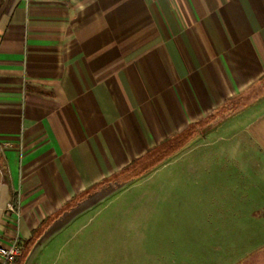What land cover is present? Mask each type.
Returning a JSON list of instances; mask_svg holds the SVG:
<instances>
[{
    "label": "crops",
    "instance_id": "obj_1",
    "mask_svg": "<svg viewBox=\"0 0 264 264\" xmlns=\"http://www.w3.org/2000/svg\"><path fill=\"white\" fill-rule=\"evenodd\" d=\"M242 100L209 194L261 227L264 0H0V246Z\"/></svg>",
    "mask_w": 264,
    "mask_h": 264
},
{
    "label": "rangeland",
    "instance_id": "obj_2",
    "mask_svg": "<svg viewBox=\"0 0 264 264\" xmlns=\"http://www.w3.org/2000/svg\"><path fill=\"white\" fill-rule=\"evenodd\" d=\"M246 107L229 106L138 161L132 182L106 189L31 264H248L264 254V226L251 223L258 218H242L240 203L233 217L218 218L225 203L209 194L212 162L224 161L226 134L242 127ZM40 233L24 244L20 264Z\"/></svg>",
    "mask_w": 264,
    "mask_h": 264
},
{
    "label": "water",
    "instance_id": "obj_3",
    "mask_svg": "<svg viewBox=\"0 0 264 264\" xmlns=\"http://www.w3.org/2000/svg\"><path fill=\"white\" fill-rule=\"evenodd\" d=\"M133 179L124 181L122 179H116L104 183L99 186L96 190L92 191L80 201L76 202L69 209L58 218L54 219L52 223L44 230L41 236L36 240L34 245L31 247V250L24 262V264H31L34 257L48 244L55 236L67 228V226L73 222L78 216L84 212L92 209L94 206L99 204L98 197L111 186H118V188H123L132 182ZM104 200V199H103ZM90 204V205H89ZM89 205V206H88Z\"/></svg>",
    "mask_w": 264,
    "mask_h": 264
},
{
    "label": "built area",
    "instance_id": "obj_4",
    "mask_svg": "<svg viewBox=\"0 0 264 264\" xmlns=\"http://www.w3.org/2000/svg\"><path fill=\"white\" fill-rule=\"evenodd\" d=\"M9 212H16L18 218L21 217L20 212L17 210L15 202H11L8 205ZM24 252V245L20 241L19 237L14 239L9 246H0V264H18L19 259Z\"/></svg>",
    "mask_w": 264,
    "mask_h": 264
},
{
    "label": "trees",
    "instance_id": "obj_5",
    "mask_svg": "<svg viewBox=\"0 0 264 264\" xmlns=\"http://www.w3.org/2000/svg\"><path fill=\"white\" fill-rule=\"evenodd\" d=\"M171 141V140H170ZM134 173L132 172V171H126L125 173H123V174H121V175H119L118 177H116L115 179H113V180H116V179H122V180H124V181H127V180H131V179H134V178H132L134 175H133ZM112 181V180H111ZM107 182H109V181H107ZM107 182H105V183H107ZM98 188V187H97ZM97 188H95V189H92V190H90V191H88L87 193H85L81 198H79L77 201H75L74 203H72L70 206H68L65 210H67V209H69L72 205H74L76 202H78V201H80L83 197H85L86 195H88L89 193H91L92 191H94V190H96ZM64 210V211H65ZM56 219V218H55ZM50 221V220H49ZM49 221H47L45 224L47 225V223L49 222ZM54 221V220H53ZM52 223V221L47 225V227L50 225ZM43 225V227H45L46 225ZM42 227V228H43ZM46 227V228H47ZM45 228V229H46ZM45 229H43V231H41V233H40V230L39 231H37L35 234H34V236H33V238L38 234V233H40L38 236H37V238L35 239V241H34V243L36 242V240L41 236V234L44 232V230ZM33 238L32 239H30L27 243H29V242H31L32 240H33ZM34 243L32 244V246L34 245ZM20 260H21V258L19 259V262H18V264H20Z\"/></svg>",
    "mask_w": 264,
    "mask_h": 264
}]
</instances>
